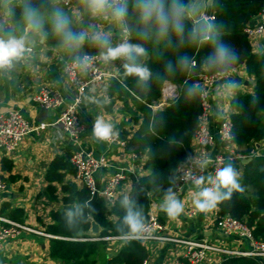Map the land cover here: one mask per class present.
<instances>
[{
    "label": "trees",
    "instance_id": "16d2710c",
    "mask_svg": "<svg viewBox=\"0 0 264 264\" xmlns=\"http://www.w3.org/2000/svg\"><path fill=\"white\" fill-rule=\"evenodd\" d=\"M128 15L125 22L128 26L129 42L142 44L147 55L140 62L152 72L149 86L145 87L138 78L124 75L123 67L117 77L109 80L111 94L128 96L133 101L139 115L130 118L131 123L138 124L119 131V137L126 141V149L144 156V167L148 172L139 179V186L134 190L130 200L143 208L148 220L151 207L156 199L162 198L163 189L169 187L168 177L176 173L178 165L193 152V136L198 127L201 106V88L198 84L202 74L223 71L207 63L212 55L211 44H197L189 41L188 36L194 24L185 18V34L178 40L172 36V44L168 45L155 36L144 40L137 35L141 25L133 7L134 0H127ZM187 0H182L186 5ZM38 11L48 9L47 0H24L22 4L11 7L10 17L18 21L26 8ZM264 9V0H212L206 10L207 15H214L208 23L212 26V35L221 39L239 55L238 62L230 69L239 65L245 67L248 75L255 79L254 91L236 90L231 98L234 112L231 114L233 142L239 152L251 154L255 143L264 138V36L262 49L254 51L251 41L245 32L247 25ZM1 31V27H0ZM49 40L61 43L60 39L51 34ZM188 56L191 67L184 68L179 64L181 56ZM171 61L173 71L166 68ZM195 63V64H193ZM166 82L174 83L178 94L174 99L157 107L162 100V88ZM197 85L200 89L196 96H189L186 89ZM2 169L12 171L14 163L10 158L1 159ZM241 173L240 191H235L230 200L218 205L217 216L231 215L246 221L252 228L254 238L264 243V153L253 155L245 163L233 161ZM76 169L71 162V154H57L45 166L47 191L51 199H59L55 192L60 188L63 205L70 210H51V222L45 224V231L56 235L50 238L49 256L58 264H142L148 258V251L141 239L125 241L122 246L110 254L109 239L118 237L116 228L120 225L124 209L120 205L123 194H118L109 208L103 200L95 197L90 200L88 189L84 186L76 189L66 181L68 174H75ZM3 178V177H2ZM15 179L14 175L10 176ZM59 185V186H58ZM0 215L24 223L23 208L12 207L9 202L0 206ZM114 216L115 218H111ZM100 226L98 235L91 233L92 220ZM68 219L74 221L77 231H68L65 224ZM166 215H159L164 223ZM221 264H261L250 256H229Z\"/></svg>",
    "mask_w": 264,
    "mask_h": 264
},
{
    "label": "crops",
    "instance_id": "0c3cea01",
    "mask_svg": "<svg viewBox=\"0 0 264 264\" xmlns=\"http://www.w3.org/2000/svg\"><path fill=\"white\" fill-rule=\"evenodd\" d=\"M49 8L38 11L45 18L41 32H28L31 41L30 46L33 52H28L22 59L15 61L10 68L0 69V112L11 109H19L34 123L50 121L58 118L65 104L72 102L74 91L69 85L63 72L64 64L75 56L86 53H100L99 46L91 40L85 41L79 48L69 49L62 43L49 40L52 34L50 25L47 22L48 14L56 7L64 10L71 20L73 31H87L91 36L94 32H100L108 36L113 44L119 42L122 32V21H115L110 16H92L82 0H74L72 5L65 6L61 0H47ZM3 0H0V37L6 34L23 35L28 26L24 13L22 17L13 22L10 17L11 7L15 4H22L24 0H11L8 3V11L2 7ZM212 2V1H211ZM209 2V5L211 4ZM189 1L186 2V8ZM187 14L195 22L204 15L206 11L200 8L188 9ZM256 18L250 23H255ZM253 50L262 49V39H250ZM103 65L111 74H117L122 67L121 60L112 61ZM237 81L235 90L229 89L228 82ZM109 83V82H108ZM108 83L101 88L90 89L83 97L78 107L79 116L85 124V130L80 137L81 146L99 158L105 156L108 166L100 168L95 172V180L99 189H103L107 180L123 168L126 178L119 187L118 194L131 198L136 189V184L142 175L148 172L144 167L145 157L139 156L135 159L133 153L121 146L117 141H98L92 133L94 121L97 117H103L111 122L117 132L131 128H138L130 118L139 115L133 101L128 96L111 94ZM50 86L59 92L64 98L65 104L59 108L46 109L39 107L33 97L41 86ZM255 79L246 73L245 67H235L232 76L225 81H218L211 92L212 112L209 117V127L215 136L216 145L211 149L212 153L221 151V142L218 136V126L222 120L229 119L234 112L231 106V98L236 90L253 92ZM164 104L159 103L157 107ZM220 116H217V113ZM264 121V116H263ZM77 145L72 136L66 130L58 126L47 127L41 132H32L21 142L17 150L9 155L0 152V176L6 183V188L0 194V206L9 202L12 207L23 208L25 211L24 223L36 230L45 231V224L51 222L50 212L55 209L70 210V206L63 205L61 201L62 192L60 188L55 192L59 199H51L47 191L45 180V166L57 154H72ZM259 154L264 153V138L255 143V149ZM10 158L14 167L11 172L2 169L1 159ZM14 175L15 179L10 176ZM67 182H71L76 189L84 187L83 182L75 174H68ZM59 186V185H58ZM197 190L193 184L180 185L177 189V197L184 204V212L176 218H168L160 210L163 197L156 199L151 207V212L156 215H166L165 230L163 234L171 238L201 239L225 246L231 249H243L247 244L236 236H228L222 233L216 226L215 218L218 206L209 212H197L190 216L189 211L195 210L193 200L196 198ZM103 200L106 208L111 204ZM111 218H115L112 216ZM2 222H0L1 227ZM50 238L32 232H22L17 238L5 240L0 248V264H58L49 256ZM124 240L118 238L109 239L108 250L110 254L117 251ZM148 251V264H173L181 258L185 251V245L171 240H150L146 243ZM226 255L214 253L212 260L204 264H219ZM264 264V260H263Z\"/></svg>",
    "mask_w": 264,
    "mask_h": 264
},
{
    "label": "built area",
    "instance_id": "2783aa9c",
    "mask_svg": "<svg viewBox=\"0 0 264 264\" xmlns=\"http://www.w3.org/2000/svg\"><path fill=\"white\" fill-rule=\"evenodd\" d=\"M74 0H61L65 6L72 5ZM202 19L207 21L214 19V15H204ZM121 32L122 36L119 40H129L130 32L125 20L122 21ZM249 39H262L264 36V9L256 17L255 23H249L245 28ZM31 51L34 48L30 46ZM80 56H75L69 59L63 67V72L69 85L74 91L72 102L65 104L62 95L52 87L44 85L35 93L33 100L35 103L46 109L64 107L58 118L50 121H42L34 124L24 113L19 109H11L6 112H0V152L13 154L24 138L32 132H41L47 127L58 126L66 130L72 136L77 148L71 154V162L75 166L76 177L83 182V185L88 189L90 200L95 197L102 196L109 204H112L114 198L118 195L119 187L126 178L123 168H119L106 182L103 189H99L95 180V172L100 168L108 166L109 163L105 156L96 158L92 152L84 149L80 144V137L85 130V124L79 116L78 107L83 101L84 95L92 88H101L107 84L112 77H117V74H111L103 65V61L99 59L98 53H86L90 57V62L87 67H82ZM121 63L123 61L121 60ZM195 64V63H193ZM122 68V67H121ZM235 68L227 71H218L212 74H202L198 82L201 88V106L202 112L199 119L198 127L194 133L192 144L193 152L189 156H201L209 159L210 163L203 173L197 171L191 163H188V158L182 161L176 171L179 177L185 174H213L217 167L223 166L227 161H243L251 158L253 155L259 154L253 150L251 154H243L238 151L236 144L233 142V130L231 118L222 120L218 126V136L222 145V149L218 153H212L211 149L216 145L215 136L209 127V117L212 112L211 92L218 81H225L231 78ZM177 86L172 82H166L162 88V100L160 103L165 104V99L172 96ZM117 141L121 146L126 148V141L118 137L109 140ZM136 159L139 158L133 154ZM192 184L190 181L180 182V185ZM6 188L5 180L0 176V194ZM198 191V189H196ZM198 210H190L189 215L197 214ZM0 222L3 225L0 227V248L5 240L17 238L22 232H32L43 235L48 238L56 237L43 230H36L25 223L12 220L6 216L0 215ZM150 225V232L146 233L141 239L143 244L150 240H171L185 245V251L181 258L176 259L173 264H204L208 260H212L214 253H220L229 256H250L256 258L263 264L264 260V243L257 241L253 234L252 228L246 221L235 218L231 215H222L215 218L217 228L228 236H236L239 240L245 242L247 247L243 249H231L225 246L215 244L206 238L201 239H179L169 238L163 234L165 224L159 220L158 215L150 210L147 220ZM117 238V237H111ZM108 238V239H111ZM142 264H148L145 259ZM221 264V263H219Z\"/></svg>",
    "mask_w": 264,
    "mask_h": 264
},
{
    "label": "clouds",
    "instance_id": "9594fccd",
    "mask_svg": "<svg viewBox=\"0 0 264 264\" xmlns=\"http://www.w3.org/2000/svg\"><path fill=\"white\" fill-rule=\"evenodd\" d=\"M88 12L94 16H110L115 21H123L128 15L127 0H82ZM133 7L140 22V29L137 35L144 40L155 36L168 45L172 44V36L178 40L183 39L185 34L184 21L188 9L182 0H134ZM27 23L25 34L17 36L6 34L0 37V69L10 68L15 61L22 59L31 51L28 32H41L45 23V18L36 9L26 8L24 12ZM50 30L53 35L58 37L62 44L69 49L79 48L85 41L97 44L101 49L99 59L105 63L122 60L124 75L138 78L145 87L149 86L152 78L150 69L140 62V58L147 55V51L142 44L131 43L127 40L113 44L111 39L100 32H94L91 36L87 31H73L71 20L63 9L54 8L47 17ZM212 26L205 19L199 24H194L188 36L189 41L197 44H211L212 55L208 57L207 63L225 71L229 70L239 60V55L233 48L225 44L221 39L212 35ZM90 57L86 54L80 58L82 67H87ZM179 64L188 68L192 61L188 56H181ZM169 72L173 71L171 61L166 65ZM237 81H229V89L235 90L238 86ZM189 96H196L200 89L197 85H191L186 89ZM220 116V113H217ZM92 133L98 141H109L118 137L119 133L115 130L111 122H107L103 117H97L94 121ZM188 163L193 168L203 173L210 163L209 159L201 156H189ZM241 173L236 168L233 161H227L223 166L217 167L213 174H185L177 176L174 172L168 177L169 187L163 189V201L160 210L168 218H176L184 212V204L177 197V189L180 182L190 181L196 189V198L193 204L199 212H209L216 208L220 203L230 200L235 191H240L239 183ZM124 209V215L120 225L116 228L118 239L129 240L142 239L146 233L150 232V225L144 215L143 208L136 206L128 196H124L120 201ZM68 231H77L74 221L68 219L65 224Z\"/></svg>",
    "mask_w": 264,
    "mask_h": 264
},
{
    "label": "water",
    "instance_id": "95a60500",
    "mask_svg": "<svg viewBox=\"0 0 264 264\" xmlns=\"http://www.w3.org/2000/svg\"><path fill=\"white\" fill-rule=\"evenodd\" d=\"M10 1H11V0H3V2H2V7H3V9H4L5 11H8V3H9ZM186 17H187L188 20H190L191 22H193V20L191 19V17H190L188 14H186ZM177 94H178V90H176V92H175L172 96H168V97H166V99H165V103H167V102H169L170 100L174 99V97H176ZM43 110H46V108H43ZM248 160H249V159H246V160H243L242 162L245 163V162H247ZM138 186H139V183L136 184V188H137ZM90 220H92V219L90 218ZM99 231H100V226H99L95 221L92 220L91 233H92L93 235H98V234H99Z\"/></svg>",
    "mask_w": 264,
    "mask_h": 264
},
{
    "label": "rangeland",
    "instance_id": "374dc122",
    "mask_svg": "<svg viewBox=\"0 0 264 264\" xmlns=\"http://www.w3.org/2000/svg\"><path fill=\"white\" fill-rule=\"evenodd\" d=\"M189 4L187 9L191 10L192 8H200L202 10H207L209 7V2L212 0H188Z\"/></svg>",
    "mask_w": 264,
    "mask_h": 264
}]
</instances>
